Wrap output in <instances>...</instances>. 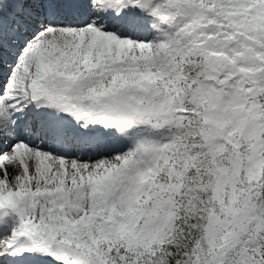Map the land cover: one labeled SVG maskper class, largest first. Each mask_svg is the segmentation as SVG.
<instances>
[{"label": "snow or ice", "instance_id": "6c2138e0", "mask_svg": "<svg viewBox=\"0 0 264 264\" xmlns=\"http://www.w3.org/2000/svg\"><path fill=\"white\" fill-rule=\"evenodd\" d=\"M0 264H264V0H0Z\"/></svg>", "mask_w": 264, "mask_h": 264}]
</instances>
